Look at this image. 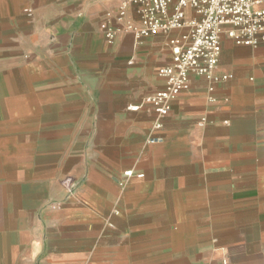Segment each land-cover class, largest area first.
Listing matches in <instances>:
<instances>
[{"label":"crops","instance_id":"0c3cea01","mask_svg":"<svg viewBox=\"0 0 264 264\" xmlns=\"http://www.w3.org/2000/svg\"><path fill=\"white\" fill-rule=\"evenodd\" d=\"M122 3L0 0V264H264V43L155 131L177 31L107 41Z\"/></svg>","mask_w":264,"mask_h":264},{"label":"built area","instance_id":"2783aa9c","mask_svg":"<svg viewBox=\"0 0 264 264\" xmlns=\"http://www.w3.org/2000/svg\"><path fill=\"white\" fill-rule=\"evenodd\" d=\"M127 6L133 7L130 18H125ZM99 27L109 42L120 31L136 40L177 31L167 42L170 63L157 70L163 86L145 100L155 114L154 130L159 131L172 101L189 89L190 74L205 77L208 100L215 99L214 85L230 77L215 69L222 34L236 45L264 43V0H123L117 11L106 13Z\"/></svg>","mask_w":264,"mask_h":264}]
</instances>
